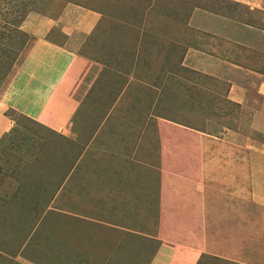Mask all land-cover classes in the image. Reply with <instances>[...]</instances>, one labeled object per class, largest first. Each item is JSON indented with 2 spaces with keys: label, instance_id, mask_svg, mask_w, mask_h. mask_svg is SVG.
<instances>
[{
  "label": "rangeland",
  "instance_id": "1",
  "mask_svg": "<svg viewBox=\"0 0 264 264\" xmlns=\"http://www.w3.org/2000/svg\"><path fill=\"white\" fill-rule=\"evenodd\" d=\"M137 1L145 8V0ZM153 1L145 9L151 21H157L155 26L140 25L142 13L136 10L135 27L106 26L115 21L96 27L90 43L113 68L112 80L98 83L96 101L82 105L78 116L88 120L87 125L81 140L71 141L38 128L34 113L26 112V103L32 104L30 112L47 100L41 101L46 89L40 83L35 90L30 86L34 60L24 61L37 52L39 38L63 45L69 3L72 10L81 3L119 16L135 0H35V11H29L20 26L11 23L15 4L0 0V28L17 30L0 44V264H21L9 259L18 252L26 262L40 264H77L88 257L92 264H146L154 250L149 240L142 242L133 230L111 226L138 228L136 215L150 218V224L147 220L141 226L145 232L177 234L188 229L194 235L203 213L197 198H186L189 183L125 158L136 146L147 157L160 142L161 154L153 153L155 165L174 171L195 167L198 151L192 159L176 151L179 162L171 163L177 147L166 140L180 139L189 149L197 148L198 136L159 119L216 136L212 147L225 144L223 153L230 151L228 145L237 149L250 139L264 154V132L253 122L255 111L247 109L264 104L263 97H254V89L247 90L257 77L264 78V0ZM216 34L224 38L214 41ZM242 43H252L255 49ZM219 54L224 63L216 67L213 57ZM237 89L249 94L239 98ZM123 90L129 93L119 101L123 107L108 115ZM96 125L101 127L96 146L84 152ZM224 159L233 168L231 160ZM222 166L220 161L214 169ZM111 184L117 190L114 206L105 192ZM151 218L158 223L152 224ZM187 219L193 223L186 228L181 223Z\"/></svg>",
  "mask_w": 264,
  "mask_h": 264
},
{
  "label": "crops",
  "instance_id": "2",
  "mask_svg": "<svg viewBox=\"0 0 264 264\" xmlns=\"http://www.w3.org/2000/svg\"><path fill=\"white\" fill-rule=\"evenodd\" d=\"M152 2L154 1L145 0L144 5L147 10L148 6L152 5ZM71 4L69 3V6L66 7L67 11L65 10L66 15L68 17L71 15V18L67 17L66 23H64V26L69 27L65 28L67 39L63 45L38 37L37 52L35 53L34 50V54L32 52L26 60L24 58L25 61L23 60L26 64L31 62L29 60H34L35 63L32 62L35 65L34 72L32 73L33 80L30 86L32 90H35L36 86L40 83L39 85H42V88L46 89L45 94H41V101L43 98L47 100L42 107L40 103L38 109L30 110V112L29 109L32 104L27 106L26 103L25 110L29 116L34 113L32 120L37 123L36 125L41 126V128L49 129L54 132L52 134L56 133L55 135L65 137L68 140L77 141L79 139L80 141L83 127L87 125L88 120L80 119L78 113L86 101H96L95 93L98 83L102 85L106 81H109L113 73L111 65L107 64V61H104L106 58L102 59V56L97 54L98 51L94 48V43H90V40L94 37L93 33L96 27L105 26L104 21H115L114 24L110 23L106 26L138 25V22L133 20L137 16L135 14L136 10L142 13V19H139L140 25L155 26L157 21H151V17H149L151 16V12L146 11L141 6L142 3H139L137 0L129 8L125 5L122 9V14L120 13L119 16H115L114 11L112 12L115 15H112L108 11L104 13L97 8L90 9L87 5L81 3L76 4L74 10H72ZM108 14H110L109 18ZM91 26L93 28L89 30ZM211 34H215V32H211ZM216 37L218 38L214 41H219L223 35L216 34ZM32 39L34 40V38ZM241 46L255 49L252 43H242ZM222 55L219 54L217 57H213L216 67L223 65L224 60H221ZM205 57L208 60V56ZM114 74L117 75L118 73ZM228 78L233 77L229 75ZM259 80L262 81L256 83ZM233 82L238 83L236 80ZM253 82V84L249 82L251 83L250 89L247 90L254 89V97L259 101L260 98L257 95L264 98V78L257 77ZM239 84L242 86V83ZM124 90L108 110V115L110 112L112 115V112L118 107H123V105H119V101L122 97H127V94H129L127 93L128 91L124 92ZM230 92L232 93L233 91ZM237 93L239 94V98L249 94L242 93L241 89H237ZM47 95H49L48 98H46ZM19 96L18 94L17 99ZM22 108L21 106L20 109L22 110ZM247 109L255 111L257 119L253 122L264 132V113H260L264 111V104L258 102L255 105L254 103L252 106H248ZM35 111L38 112L36 113ZM159 121L168 126L181 129L185 132L184 134L189 135V132L198 136L197 148L189 146V149H187L180 139H172L173 142L171 140L169 142L168 139L166 140V142L173 143L177 147L171 163L179 162V158H175V156L178 157L176 151H180L179 155H186V157L189 156L191 159L195 156L194 152L198 151L194 162L195 167L174 171L172 169L161 168L160 164L159 166L155 165L153 163L155 159L153 153L161 154L160 142L157 149H150L151 154L147 157H142L143 149L138 150L136 146L131 154L125 156V158L129 157L134 162L141 163V165H145L149 169H153V171L158 169L164 175L174 176L189 183L188 189L185 188V191H183L186 194L187 200L191 201L195 197L199 201L203 213L202 225H198L197 232L193 231L194 235H191L188 229H182V233L178 231L177 234L172 233V230L162 231L161 234L158 233V230L151 233L145 232L141 228L147 220L150 224V218L145 219L144 216L136 215L134 221L136 219L141 224L138 228L131 226L121 227L118 224H111V226L122 231L130 232L133 230L138 240L140 237L142 242L145 241V238L149 240L154 250L149 253V261L146 264H215L214 261L217 264H264L263 152L258 151L256 146L251 145L249 139V141L244 142L245 145L243 147L236 146L238 147L237 149L235 145H228L231 147L230 151H224L223 153L222 148L226 147L225 144L221 147L220 144L212 147V143L216 141L215 139H218L216 136L205 133L199 128L195 129L188 125L177 124L172 120L159 119ZM100 128V126H97L96 131L88 140L84 152L96 146V135L100 131ZM145 133L147 134L146 130ZM158 134L161 136L160 132ZM147 135L149 136V134ZM150 136L152 138L156 137L152 134ZM237 139L240 140V138ZM100 140L104 139L101 138ZM208 142L211 148L208 146ZM261 144L264 146L263 142ZM162 148L164 149L163 146ZM234 150H236L235 153ZM166 152L169 153L168 151ZM137 157L144 161H138ZM224 158L231 160L233 168H231L229 161L225 164L226 159ZM157 160L160 163V160ZM220 161L224 166L220 169H214L215 166H219ZM105 192L106 199L108 201L110 199L109 203L112 202L111 206H114V199L117 197L116 188L112 184L106 185ZM163 194H165V191H163ZM170 194L174 196L175 190L170 191ZM151 222L152 224L158 223L153 218H151ZM187 223L193 222H188L187 219L186 222H182L181 224L187 228V226L189 227ZM9 256V259L14 260V263L40 264L31 260H27L26 262L20 252L16 253L15 256ZM20 256L22 259H19ZM111 257L110 261H112ZM89 260L90 257L83 260L79 258L77 264H92L93 262Z\"/></svg>",
  "mask_w": 264,
  "mask_h": 264
},
{
  "label": "trees",
  "instance_id": "3",
  "mask_svg": "<svg viewBox=\"0 0 264 264\" xmlns=\"http://www.w3.org/2000/svg\"><path fill=\"white\" fill-rule=\"evenodd\" d=\"M11 2H13L15 4V10L18 12V14H17V12H13L14 8L12 9V12L15 15V17H13L11 19V23L13 25H15V26H20V24L22 23L23 19L26 17L27 13L29 11H35L34 6H33V5H35V3H34L35 0H16L15 2H14V0H10L9 3H11ZM16 3H18V4H16ZM19 15H21V16H19ZM0 30H1V32H0V44L4 42V38H5L6 34L11 33V31L12 32L13 31H17L16 29H11V28H10V30H11L10 32H6L7 29H4V28H0ZM1 40L3 42H1ZM2 65L3 64H0V68H3ZM3 79H4V76L0 75V86L2 85V80ZM35 124H37V123H35ZM40 127L41 126H38V128H40ZM42 128H43V130L45 129V130L49 131L48 129H46L44 127H42Z\"/></svg>",
  "mask_w": 264,
  "mask_h": 264
}]
</instances>
